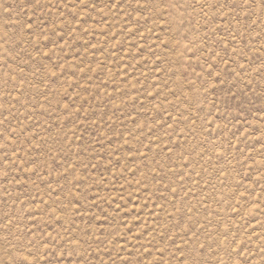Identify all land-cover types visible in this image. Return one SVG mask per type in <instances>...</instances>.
Wrapping results in <instances>:
<instances>
[{
  "label": "rangeland",
  "instance_id": "374dc122",
  "mask_svg": "<svg viewBox=\"0 0 264 264\" xmlns=\"http://www.w3.org/2000/svg\"><path fill=\"white\" fill-rule=\"evenodd\" d=\"M0 264H264V0H0Z\"/></svg>",
  "mask_w": 264,
  "mask_h": 264
}]
</instances>
